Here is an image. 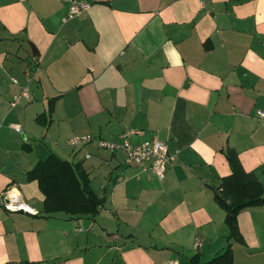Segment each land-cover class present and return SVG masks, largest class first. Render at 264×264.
<instances>
[{
  "label": "crops",
  "instance_id": "1",
  "mask_svg": "<svg viewBox=\"0 0 264 264\" xmlns=\"http://www.w3.org/2000/svg\"><path fill=\"white\" fill-rule=\"evenodd\" d=\"M72 2L88 7L69 18ZM27 68L30 100L11 108ZM262 109L264 0H0V193L15 189L34 212L0 205V264L206 263L228 245L214 199L227 151L264 191ZM125 131L166 144L163 180L121 150L66 145H120ZM51 153L81 164L104 201L96 216L43 213L26 173ZM237 228L233 264H264V204Z\"/></svg>",
  "mask_w": 264,
  "mask_h": 264
},
{
  "label": "trees",
  "instance_id": "2",
  "mask_svg": "<svg viewBox=\"0 0 264 264\" xmlns=\"http://www.w3.org/2000/svg\"><path fill=\"white\" fill-rule=\"evenodd\" d=\"M54 102L55 99L48 101L47 111L36 118L38 123L48 122ZM225 157L231 175L221 181L220 191L215 193L214 199L225 212L228 245L222 253L204 264H233L232 243H242L237 228L238 214L264 204V191L259 182L242 169L233 152L227 151ZM26 180L37 183L44 197L43 213L47 216L61 213L69 217H94L104 202L92 190L88 174L81 164H72L54 153L38 161L26 173Z\"/></svg>",
  "mask_w": 264,
  "mask_h": 264
},
{
  "label": "built area",
  "instance_id": "3",
  "mask_svg": "<svg viewBox=\"0 0 264 264\" xmlns=\"http://www.w3.org/2000/svg\"><path fill=\"white\" fill-rule=\"evenodd\" d=\"M87 4L71 3L69 8L68 17L72 18L81 14L87 9ZM36 73L40 71L38 68L34 70ZM26 85L21 88L20 93L11 101L10 107L15 108L22 100L29 101V85L33 80L32 72L29 68L24 71ZM15 85L18 84L16 79H11ZM256 117L264 122V109L256 111ZM1 127V126H0ZM13 129L17 132L20 131L18 126ZM139 132L125 131L120 135L121 144L115 145L107 143L103 140L93 139L87 137H73L67 141V146L71 149L84 147L90 143H95L100 150L107 151L114 154L118 150L123 151L125 155V164L128 166L137 167L143 171H151L158 180H163L166 172L167 165L171 162V157L168 155L167 146L165 143L152 139L144 141L140 144H133L132 138L138 136ZM86 158H89L87 155ZM0 205L9 213H29L33 214V210L26 205L19 193L13 188H7L0 193ZM201 242L194 244V249L201 247ZM164 264H176L175 262H166Z\"/></svg>",
  "mask_w": 264,
  "mask_h": 264
},
{
  "label": "rangeland",
  "instance_id": "4",
  "mask_svg": "<svg viewBox=\"0 0 264 264\" xmlns=\"http://www.w3.org/2000/svg\"><path fill=\"white\" fill-rule=\"evenodd\" d=\"M8 123H3V124H1V127H8ZM37 145H40L39 147H40V149H42L41 147H43L42 146V143H43V139H40V140H37ZM36 146V145H35Z\"/></svg>",
  "mask_w": 264,
  "mask_h": 264
},
{
  "label": "water",
  "instance_id": "5",
  "mask_svg": "<svg viewBox=\"0 0 264 264\" xmlns=\"http://www.w3.org/2000/svg\"><path fill=\"white\" fill-rule=\"evenodd\" d=\"M30 48H31L33 57L37 58L38 57V53H37L35 47L33 45H30Z\"/></svg>",
  "mask_w": 264,
  "mask_h": 264
}]
</instances>
